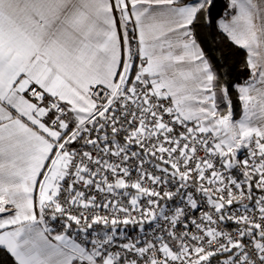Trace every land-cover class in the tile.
<instances>
[{
  "label": "snow or ice",
  "instance_id": "obj_1",
  "mask_svg": "<svg viewBox=\"0 0 264 264\" xmlns=\"http://www.w3.org/2000/svg\"><path fill=\"white\" fill-rule=\"evenodd\" d=\"M0 264H264V0H0Z\"/></svg>",
  "mask_w": 264,
  "mask_h": 264
}]
</instances>
